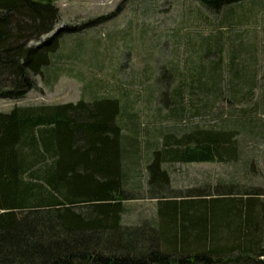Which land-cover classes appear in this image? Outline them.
Returning <instances> with one entry per match:
<instances>
[{
  "label": "trees",
  "instance_id": "trees-1",
  "mask_svg": "<svg viewBox=\"0 0 264 264\" xmlns=\"http://www.w3.org/2000/svg\"><path fill=\"white\" fill-rule=\"evenodd\" d=\"M196 1L217 19L212 33L188 44L194 48L181 68L166 65L173 71L163 83L177 78L164 103L174 110L158 115L166 121L193 107L180 103L192 92L204 102L226 98L237 116L251 110L239 104L262 69L264 47L249 12L256 0ZM58 15L54 0H0V99L23 98L44 75L61 36L74 30L54 29ZM242 55L251 56L249 77L241 76ZM203 68L218 79L205 83L194 74ZM122 109L118 98L96 96L0 111V264H264V200L256 190L245 195L237 183L218 182L168 195L166 164L237 160L231 112L222 115L226 126L166 127L153 139L145 130L141 140L133 123L124 133L123 115L131 119ZM136 192L157 199L159 226L122 222V201Z\"/></svg>",
  "mask_w": 264,
  "mask_h": 264
},
{
  "label": "rangeland",
  "instance_id": "rangeland-1",
  "mask_svg": "<svg viewBox=\"0 0 264 264\" xmlns=\"http://www.w3.org/2000/svg\"><path fill=\"white\" fill-rule=\"evenodd\" d=\"M54 3L59 14L54 29L68 26L74 30L61 36L44 75L34 77V87L19 100L0 99V111L9 110L13 104H57L113 96L120 101L122 111L130 113L131 120L123 115L124 133L130 129L128 124L133 123L141 140L145 130L153 139L158 130L166 127L179 130L193 125L226 126L222 115L231 112L230 118L236 120L235 126L240 132L237 160L166 164L171 188L168 195L178 198L185 190L200 189L205 184L234 182L248 190L245 195L256 190L264 200V58L257 63L262 69L256 73L248 100L239 104L251 110L246 109L237 116L236 106L226 98L219 96L204 102L192 92L180 103L187 105L190 100L193 107L184 106L183 117L177 121H166L158 115L173 109V102L164 103L168 91L177 84L176 77L168 85L163 83L173 71L167 70L166 65L179 62L181 68L187 52L194 48L188 44L212 33V21L217 16L196 0H54ZM249 12L253 14L251 25H256V39L264 47V30L260 28L264 0L253 2ZM250 59V55L239 58V63L244 65L242 77H249L244 70ZM185 65L188 66V59L184 60ZM162 69L165 71L161 72ZM194 74L201 76L205 83L211 78L218 79L206 68ZM162 89L165 96L159 94ZM237 120L241 122L239 125ZM136 193L133 198L122 201L125 207L122 222L133 225L154 220L159 226L161 218L155 212L157 199L145 192Z\"/></svg>",
  "mask_w": 264,
  "mask_h": 264
}]
</instances>
